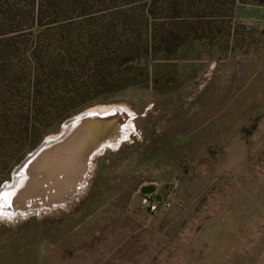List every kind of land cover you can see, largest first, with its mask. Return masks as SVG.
Instances as JSON below:
<instances>
[{"label":"rangeland","instance_id":"rangeland-1","mask_svg":"<svg viewBox=\"0 0 264 264\" xmlns=\"http://www.w3.org/2000/svg\"><path fill=\"white\" fill-rule=\"evenodd\" d=\"M157 20L178 23L175 37L141 48L125 71L131 85L64 120L9 171L14 152L0 153L1 192L69 119L112 105L132 112L72 198L0 203V264H264V0H196ZM147 184L170 195L169 209L144 208Z\"/></svg>","mask_w":264,"mask_h":264},{"label":"trees","instance_id":"trees-1","mask_svg":"<svg viewBox=\"0 0 264 264\" xmlns=\"http://www.w3.org/2000/svg\"><path fill=\"white\" fill-rule=\"evenodd\" d=\"M195 3L0 0V153L14 152L6 170L64 120L131 85L125 71L144 56L141 48L175 37L178 23L163 27L157 16ZM131 25L144 35L115 34Z\"/></svg>","mask_w":264,"mask_h":264},{"label":"water","instance_id":"water-1","mask_svg":"<svg viewBox=\"0 0 264 264\" xmlns=\"http://www.w3.org/2000/svg\"><path fill=\"white\" fill-rule=\"evenodd\" d=\"M76 116H74L73 118H76ZM73 118L66 121V123L72 120ZM82 118L83 117L79 119ZM108 119L109 118H101V117L90 118L88 122L81 124L82 126L78 128V131L75 133V135L67 139H66L67 136L66 135L64 138L65 139L64 144H61L60 146L56 145V143L46 145L47 142L45 140L40 146H38L32 152V154H30L20 164L17 170L23 166L27 168L33 162L34 167L32 170L38 174L41 173L44 174L45 173L44 168L47 167L49 168L48 172L51 174L54 175L62 174L66 176L64 178V181L67 183L69 182V186H64L62 189H57L56 188L57 184L55 186L53 185L54 193H52L51 195L50 194L51 191L47 192V197L42 196L40 200H38L39 202L48 205L49 204L55 205L67 201L73 195L74 192L69 195L67 194L74 188V186H77V184L79 183L78 182L79 179L85 175V173L88 170V164L91 158L93 157V155L97 151H99L103 146L107 145L106 142L109 141L110 137L113 136L114 130L117 129V127L119 128L118 123H117L118 126L114 124V122L111 124ZM71 129L68 132V134H70ZM68 140L69 142H67ZM55 181L56 178L52 182ZM37 182H39V180ZM41 186L42 185L38 183L36 189L40 190ZM23 191H24L23 198L25 201L34 199V196L36 194L33 193V191H31L29 187H26L25 185L23 187ZM42 191L45 192V189L44 190L42 189ZM155 191H156L155 184H147L141 187L142 194H150ZM50 195L53 198H50Z\"/></svg>","mask_w":264,"mask_h":264},{"label":"bare ground","instance_id":"bare-ground-1","mask_svg":"<svg viewBox=\"0 0 264 264\" xmlns=\"http://www.w3.org/2000/svg\"><path fill=\"white\" fill-rule=\"evenodd\" d=\"M81 117H83V118L79 119ZM93 117L109 118L108 120L110 121L111 124L114 122V124L117 125V123H118L119 128L117 127V129L114 130L113 136L110 137L109 141L106 142L107 144H114L115 142H117L116 139H118V137L121 134L122 127H125L126 125H128V123H130L129 121H130V118L132 117V112L127 107L121 106V105H112V106H109L105 110L88 109V110L82 112L81 114H79L78 116H76V118H73L69 122L65 123L63 128H62V131L58 135H56L54 137L53 136L48 137V139H46V142H47L46 145L56 143V145L60 146L61 144H64V142H65L64 138L66 135H67L66 139L75 135V133L78 131V128H80V126H82L81 124L88 122L89 119L93 118ZM71 127H72V129H71ZM70 129H71V132H70V134H68ZM125 131H127V130H125ZM67 142H69V140ZM112 146H114V145H112ZM33 167H34V165L32 162L31 165H29L27 168H25L23 166L17 170V172H16L17 178H16L15 183L11 187L9 186L10 189H8V188L6 189V186H5L3 188V190L0 192V203H1V205L5 206V205H8L10 203L13 206V210H15V209L21 210L25 207L27 208V206H32L33 204L40 205L38 203L39 202L38 200H40V198L42 196L47 197V192H49V191H51L50 192L51 195H52V193H54L53 185L55 186L57 184V187H56L57 189H62L64 186H69V182L67 183L64 181V178L66 177L65 175L51 174L48 172L49 168H47V167L44 168L45 169L44 174L43 173L38 174L32 170ZM55 178H56V181L52 182V181H54ZM38 180H39V182H37ZM82 180H83V177H81L79 179V181H78L79 183L77 184V186H74V188L72 190L70 189L72 192L70 191L71 193L69 192L67 195L72 194L73 192L76 193L78 188H80L79 186H80V183L82 182ZM42 181H43V184H42ZM38 183H40L42 185L40 187V190L36 189ZM16 185H17V187H16ZM25 185H26V187H29L30 190L33 191V193L36 194L34 196V199L29 200V201L24 200V198H23V196H24L23 187ZM42 189L43 190L45 189V192L42 191ZM51 195H50V198H53ZM46 203H48V202H46ZM43 205L48 206V204H43ZM51 205H53V204H51ZM51 205L49 204V206H51ZM14 206H16V207H14ZM6 208H7V206H6Z\"/></svg>","mask_w":264,"mask_h":264},{"label":"built area","instance_id":"built-area-1","mask_svg":"<svg viewBox=\"0 0 264 264\" xmlns=\"http://www.w3.org/2000/svg\"><path fill=\"white\" fill-rule=\"evenodd\" d=\"M142 194V193H141ZM170 195L160 194L158 188L150 194H142L141 200L144 208L150 213H158L165 211L171 207Z\"/></svg>","mask_w":264,"mask_h":264}]
</instances>
